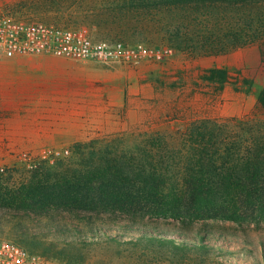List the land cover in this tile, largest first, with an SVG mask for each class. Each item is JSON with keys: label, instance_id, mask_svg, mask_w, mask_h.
<instances>
[{"label": "rangeland", "instance_id": "374dc122", "mask_svg": "<svg viewBox=\"0 0 264 264\" xmlns=\"http://www.w3.org/2000/svg\"><path fill=\"white\" fill-rule=\"evenodd\" d=\"M103 1L0 0V9L23 20L83 28L99 39L97 28L83 22L81 12L83 6H98ZM71 60L82 64L93 62L120 73L119 77H106L107 98L117 101L120 96L121 99L120 106L113 105L115 120L107 123L114 128L107 127L95 136L55 137L47 141L18 134L21 132L12 127L15 119L19 114L31 115L34 108L29 103H18L28 102L27 97H17L26 95L28 90L0 89V125H9L4 133L0 129V192L27 188L48 171L53 174L51 181L65 173L70 177L75 170L81 174L91 163L96 167H112L119 177L116 182L121 187H134V192L154 177L165 182L166 190L172 186L180 190L193 171L208 167L216 182L211 193L216 202L228 206V214L244 211L247 219L202 220L190 227L186 237L190 239L201 230L206 242L221 244L224 253L209 252L202 258L190 252L183 258L133 245H91L83 249V259L76 264H219V261L264 264V107L257 98L264 87V42L227 54L202 57L174 50L162 62L149 60L138 66H106L91 60ZM214 67L228 70L222 87L203 78L206 70ZM0 69L10 67L2 64ZM245 80L253 82L250 90ZM66 149L68 154L55 155L56 150ZM55 173L59 174L55 176ZM239 184H250L258 191L244 192L241 187L237 188ZM51 212L62 219L71 216L66 210ZM150 220L148 225L137 224L131 231H125L119 224H101L112 234L123 232L126 239L156 234L184 240L179 233L182 229L177 225L162 219ZM77 223L85 226L81 221ZM52 224L55 222L48 217L0 203L2 238L27 248L33 240L49 243L58 237L56 230L50 229ZM72 233L59 235L62 238ZM52 260L53 264H66L59 259Z\"/></svg>", "mask_w": 264, "mask_h": 264}, {"label": "trees", "instance_id": "16d2710c", "mask_svg": "<svg viewBox=\"0 0 264 264\" xmlns=\"http://www.w3.org/2000/svg\"><path fill=\"white\" fill-rule=\"evenodd\" d=\"M83 7L81 20L97 28L98 35L103 38L98 40L165 44L194 57L227 54L240 47L264 42V0H104L98 6ZM227 77L228 70L217 67L206 70L203 76L204 80L218 82L221 87ZM244 83L248 90L253 86L251 80ZM257 98L264 107V87ZM77 173L75 170L70 177L67 173L61 177L55 173L57 177L51 181L53 174L48 171L45 177L35 180L27 188L0 192V203L55 222L50 229L56 230L57 240L49 243L30 241V251L40 249L43 256L66 264L81 261L83 249L91 245H133L183 258L195 252L203 258L209 252L224 253V247L206 242L201 230L190 239L186 237L194 223L213 218L247 219L244 211L228 214L230 208L216 202L211 195L216 182L208 167L193 171L180 190L175 186L166 190L165 182L154 177L134 192V187H121L116 182L119 177L112 167H96L92 163L84 172ZM239 187L244 192L258 191L250 184H239ZM57 209L66 210L71 216L64 219L55 216L51 211ZM150 219L177 225L182 229L179 233L183 234L184 240L156 234L133 235L126 239L123 232L112 234L101 224H119L125 231H131L137 224L148 225ZM70 231L72 236L61 238L59 235Z\"/></svg>", "mask_w": 264, "mask_h": 264}, {"label": "crops", "instance_id": "0c3cea01", "mask_svg": "<svg viewBox=\"0 0 264 264\" xmlns=\"http://www.w3.org/2000/svg\"><path fill=\"white\" fill-rule=\"evenodd\" d=\"M2 64L10 69H0V89H27L26 95L17 97H27L28 102L18 103L34 105L31 115L19 114L15 119L12 127L21 132L18 134L47 141L55 137L95 136L107 127L114 128L107 123L115 120L113 105L120 106L121 99L107 98L106 77H119L117 70H107L93 62L77 63L50 53L14 58L0 55ZM8 128L6 123L0 125L2 133Z\"/></svg>", "mask_w": 264, "mask_h": 264}, {"label": "built area", "instance_id": "2783aa9c", "mask_svg": "<svg viewBox=\"0 0 264 264\" xmlns=\"http://www.w3.org/2000/svg\"><path fill=\"white\" fill-rule=\"evenodd\" d=\"M50 53L77 61L91 60L106 66H138L162 62L174 54L166 45L124 44L92 37L86 29L42 20H23L0 9V55L7 58ZM69 150H56L63 156ZM52 259L10 239L0 237V264H53Z\"/></svg>", "mask_w": 264, "mask_h": 264}]
</instances>
